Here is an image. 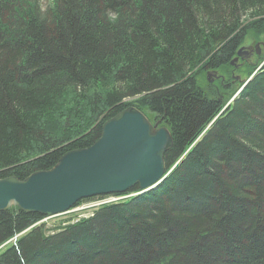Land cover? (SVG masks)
<instances>
[{
    "label": "trees",
    "instance_id": "obj_1",
    "mask_svg": "<svg viewBox=\"0 0 264 264\" xmlns=\"http://www.w3.org/2000/svg\"><path fill=\"white\" fill-rule=\"evenodd\" d=\"M247 41L261 55L232 66ZM263 62L264 0H0V179L52 168L129 106L171 131L166 166L187 153L76 222L0 212V264H264V67L236 95Z\"/></svg>",
    "mask_w": 264,
    "mask_h": 264
},
{
    "label": "water",
    "instance_id": "obj_2",
    "mask_svg": "<svg viewBox=\"0 0 264 264\" xmlns=\"http://www.w3.org/2000/svg\"><path fill=\"white\" fill-rule=\"evenodd\" d=\"M237 54L232 65L249 52L240 48ZM159 123L134 106L119 112L104 122L98 140L67 151L52 168L24 179H0V212L14 206L51 216L82 199L124 194L134 187L141 192L156 188L168 174L165 153L173 145L171 131Z\"/></svg>",
    "mask_w": 264,
    "mask_h": 264
},
{
    "label": "rangeland",
    "instance_id": "obj_3",
    "mask_svg": "<svg viewBox=\"0 0 264 264\" xmlns=\"http://www.w3.org/2000/svg\"><path fill=\"white\" fill-rule=\"evenodd\" d=\"M45 1V3H47V0H44ZM250 16V12H248V13H243L242 14V19H246V18H248ZM250 43H248V41L246 42V45L247 46H251V47H253V49L255 50V54L256 55H252L251 54V56L248 58V60H249V62L250 63H252V64H254V63H256V61H255V59H256V56H257V54L258 55H261V52H262V50H261V45H260V43L258 42V43H255V42H253V41H249ZM256 46V47H255ZM256 50H259L260 52L258 53V52H256ZM244 67V69H245V63H241L240 62V66H239V68H243ZM264 67V62L262 63V65H261V68H263ZM209 73H211V74H213L214 72L213 71H210ZM208 73V74H209ZM216 74V76L215 77H210V79L211 80H213V82H215L218 78H220L221 77V75L220 74H218V73H215ZM244 76H246V74H245V71H242L241 73H238V72H235V77L237 78V80H240L242 77L244 78ZM237 94V93H236ZM233 101V100H232ZM230 103V102H229ZM129 107H131V106H129ZM214 120V119H213ZM213 120L209 123V124H211L212 122H213ZM161 121H162V119H161ZM193 146V145H192ZM169 151V150H168ZM167 151V152H168ZM166 152V153H167ZM165 153V154H166ZM187 153L185 152V153H183V156L180 158V159H176L175 161H174V164H172V165H170V166H168L167 165V176H169L173 171H174V169L179 165V163L181 162V160L183 159V157L186 155ZM167 176H165V178L163 179V181L161 182V183H163L164 182V180L166 179V177ZM149 191V190H148ZM129 192V191H128ZM125 193V194H122V195H118V194H116V195H113V196H108V197H106L105 199H101V200H99L98 202H100V203H103L104 205H106V204H111V203H114V202H119V201H122V200H125V199H127V198H132V197H134V196H136V194H139V193ZM140 193H146V191H143V192H140ZM96 207H92V209H88V210H76L77 208H73L74 210H72V211H70V212H68V211H65L64 213H66V212H68L66 215L67 216H64V215H56V216H51V218L50 219H45V220H43V222L44 223H47L48 224V226H53V225H55V224H57L58 223V221L59 220H61V219H63V218H67V217H70V216H72V215H76V214H82V216H80V217H76V218H74V219H82V218H85V217H87V216H89V215H91V213L94 211V209H95ZM71 218H73V217H71ZM2 249V248H1ZM0 249V250H1Z\"/></svg>",
    "mask_w": 264,
    "mask_h": 264
},
{
    "label": "flooded vegetation",
    "instance_id": "obj_4",
    "mask_svg": "<svg viewBox=\"0 0 264 264\" xmlns=\"http://www.w3.org/2000/svg\"><path fill=\"white\" fill-rule=\"evenodd\" d=\"M244 46H246V50H248V52H250V54H249V56L246 58V59H244V60H247L250 56H251V54L254 56V55H256L255 54V50L253 49V47H251V46H247V45H244ZM240 62H243V60L240 58L239 59V61L237 62V63H240ZM246 63V62H245Z\"/></svg>",
    "mask_w": 264,
    "mask_h": 264
},
{
    "label": "bare ground",
    "instance_id": "obj_5",
    "mask_svg": "<svg viewBox=\"0 0 264 264\" xmlns=\"http://www.w3.org/2000/svg\"><path fill=\"white\" fill-rule=\"evenodd\" d=\"M238 55V54H237ZM236 55V56H237ZM243 60V62H241L242 64L243 63H245L247 60H244V59H242ZM249 61V60H248ZM261 65H262V63L257 67V69H259V68H261ZM209 75H211V73H209ZM213 81V80H212ZM244 88V87H243ZM241 91H242V89H241ZM234 100V99H233ZM168 172V171H167ZM154 189V188H153ZM63 212H60V213H56V214H53V215H51V216H56V215H60V214H62Z\"/></svg>",
    "mask_w": 264,
    "mask_h": 264
}]
</instances>
